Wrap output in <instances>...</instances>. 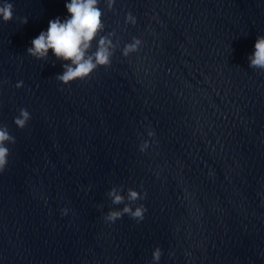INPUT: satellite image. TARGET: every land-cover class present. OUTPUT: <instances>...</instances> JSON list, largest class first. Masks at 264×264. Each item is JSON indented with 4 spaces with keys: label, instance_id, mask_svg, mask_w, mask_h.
<instances>
[{
    "label": "clouds",
    "instance_id": "clouds-1",
    "mask_svg": "<svg viewBox=\"0 0 264 264\" xmlns=\"http://www.w3.org/2000/svg\"><path fill=\"white\" fill-rule=\"evenodd\" d=\"M109 10L113 8L115 0H105ZM100 0H70L65 4L68 16L63 20L60 17L52 19L48 23L47 31H42L36 38L31 41V47L27 49V54L38 59L47 60L49 51L57 60L63 63V72L56 76V79L64 85L77 80H85L96 71L99 67H109L111 58L115 49V45L110 37L114 36V32L107 35H100L104 31L103 11L99 7ZM0 18L3 22H9L13 19V4L5 2L0 4ZM24 24L28 22L25 17L22 21ZM126 23L135 25L136 19L128 13ZM99 37L98 41L96 38ZM96 42L95 51H92L93 42ZM141 40L133 38L131 43L124 46L122 54L128 57L131 53L138 50ZM254 52L248 57L249 67L253 69L264 70V35H259L255 41ZM17 88L22 87V82L17 83ZM30 119V113L26 109H21L19 116L14 119V123L20 129L26 127ZM149 136L154 135L149 131ZM6 143H15V138L11 136L6 126L0 127V171L6 167L9 156V149ZM148 146V142L141 146L144 151ZM121 190L117 187L111 188L107 195L115 205L124 204L125 196L121 195ZM146 195V194H145ZM145 197L136 190L131 188L127 191V200L135 202ZM132 203L124 204L121 210H110L104 217L107 222H115L123 217L124 214L131 218L142 221L144 213L147 209L144 205L131 207ZM67 214V210L63 211ZM161 249L157 247L153 251V260L158 262L161 257Z\"/></svg>",
    "mask_w": 264,
    "mask_h": 264
}]
</instances>
